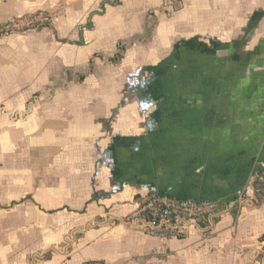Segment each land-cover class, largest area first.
<instances>
[{
    "label": "crops",
    "instance_id": "crops-1",
    "mask_svg": "<svg viewBox=\"0 0 264 264\" xmlns=\"http://www.w3.org/2000/svg\"><path fill=\"white\" fill-rule=\"evenodd\" d=\"M30 19L0 38V111L39 98L0 264H264V0H0V26ZM154 191L229 209L152 237L124 218Z\"/></svg>",
    "mask_w": 264,
    "mask_h": 264
},
{
    "label": "built area",
    "instance_id": "built-area-1",
    "mask_svg": "<svg viewBox=\"0 0 264 264\" xmlns=\"http://www.w3.org/2000/svg\"><path fill=\"white\" fill-rule=\"evenodd\" d=\"M25 22L14 20L0 26V37L17 30ZM227 209L229 204L223 201L184 200L154 191L138 198L136 209L125 216L124 222L138 227L148 236L182 239L189 236L193 228H210L212 219ZM202 223L205 224L203 227L200 226ZM82 264L105 263L101 260H86Z\"/></svg>",
    "mask_w": 264,
    "mask_h": 264
},
{
    "label": "rangeland",
    "instance_id": "rangeland-1",
    "mask_svg": "<svg viewBox=\"0 0 264 264\" xmlns=\"http://www.w3.org/2000/svg\"><path fill=\"white\" fill-rule=\"evenodd\" d=\"M44 22H47V21H38L36 19H32V20L30 19V20L26 21L17 30L10 31L7 34L15 33V32H23L27 29H33V28L37 27L40 23H44ZM7 34H5V35H7ZM2 36H4V35H2ZM38 101H39L38 97H32L28 101L27 106L24 109V111H9V112L0 111V117L4 118V121L0 120V183H1L2 178H3L2 170H3V166H5L4 165L5 159L8 157L9 162H11L8 165L9 168L12 167V169H15L17 166L16 165V153H17V151L22 150V148H24V150L27 151L26 150L27 148H25V147L35 145V143H33V141L31 139H30L31 140L30 142H27V141L23 142L22 141L20 143H17L16 139L18 138L17 137L18 130L21 131V129H22V125H23L22 122L24 121V124L27 125V123H28L27 117H28V115H30L33 112V108H34V106H36V103ZM6 117H8L9 126H3L2 127L1 123L2 122L4 123L7 121L5 119ZM24 128H25L26 136H28L30 138L33 137L35 128L31 127V126L24 127ZM42 141H43V139H42ZM43 142L48 143V138L47 137H46V139L44 138ZM19 144H21V145L24 144V145L20 147ZM0 224H1V218H0ZM0 245H1V235H0Z\"/></svg>",
    "mask_w": 264,
    "mask_h": 264
},
{
    "label": "trees",
    "instance_id": "trees-1",
    "mask_svg": "<svg viewBox=\"0 0 264 264\" xmlns=\"http://www.w3.org/2000/svg\"><path fill=\"white\" fill-rule=\"evenodd\" d=\"M43 25H45V24H43ZM47 25V24H46ZM115 59H118L117 57L115 58ZM262 170H259L258 171V173H257V177H256V184L258 185V187L260 188V187H263V183L262 182H259L260 181V176H262ZM258 180V181H257ZM213 223V220L211 221V224ZM205 224L204 223H202V224H200V226L201 227H203ZM211 226V225H210Z\"/></svg>",
    "mask_w": 264,
    "mask_h": 264
}]
</instances>
